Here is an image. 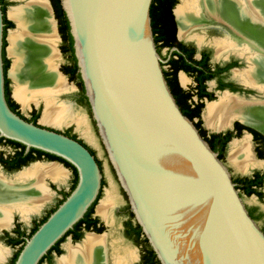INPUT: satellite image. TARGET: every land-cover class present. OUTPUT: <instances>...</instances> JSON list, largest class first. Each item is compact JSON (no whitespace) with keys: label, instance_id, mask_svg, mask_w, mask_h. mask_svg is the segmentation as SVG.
<instances>
[{"label":"water","instance_id":"1","mask_svg":"<svg viewBox=\"0 0 264 264\" xmlns=\"http://www.w3.org/2000/svg\"><path fill=\"white\" fill-rule=\"evenodd\" d=\"M152 2L61 0L109 160L161 264H264V232L249 215L229 168L169 88L154 39ZM4 34L0 0V137L24 145L26 152L36 149L61 158L78 175L75 189L25 239L14 263L39 264L96 201L94 212L105 201V172L79 140L11 109L3 59L5 40L12 97L10 28ZM71 238L64 239L61 249Z\"/></svg>","mask_w":264,"mask_h":264},{"label":"bare ground","instance_id":"2","mask_svg":"<svg viewBox=\"0 0 264 264\" xmlns=\"http://www.w3.org/2000/svg\"><path fill=\"white\" fill-rule=\"evenodd\" d=\"M19 1L24 4L10 12V17L17 24V29L10 33L11 56L14 59L11 69L15 83L14 97L24 107L44 99L46 109L43 121L57 126L76 122L79 130L89 134L85 117L74 115L70 105L57 103L59 95L67 91L68 87L56 67L60 38L50 1ZM182 2L177 9L181 28L190 22L208 21L225 26L229 35L224 46L243 48L255 54L252 59L254 67L250 75H247L258 86L264 87V0ZM209 110L212 115L219 108ZM221 110L216 111L218 115ZM237 110L247 116L246 120L257 122L264 129L263 106H246ZM65 177L66 172L55 164L33 165L9 178L0 175V228L11 224L15 212L27 220L31 214L40 210L50 197V191L44 183L46 178L58 182ZM117 199L115 190L108 191L105 201L98 208V213L108 225L114 221L112 212ZM106 242L105 236L88 234L80 244L66 245V254L58 259V264H107ZM115 252L134 255L125 246ZM7 254L8 250L0 246V261H4ZM127 260L129 259L121 258L115 264H127Z\"/></svg>","mask_w":264,"mask_h":264},{"label":"flooded vegetation","instance_id":"3","mask_svg":"<svg viewBox=\"0 0 264 264\" xmlns=\"http://www.w3.org/2000/svg\"><path fill=\"white\" fill-rule=\"evenodd\" d=\"M165 1L171 7L174 28L170 27V24L167 25L168 23L165 24V22L158 25L157 28L160 30V34L157 35V42L155 40V43L169 88L181 111L194 123L203 139L218 154L219 159L226 165L228 150L232 146V162L244 173H250V175L235 176L230 171L242 200L254 196L258 201H261L263 200L264 190V169L261 171L256 168L261 167L264 163V129L257 122L250 119L249 121L246 120L247 116L245 117L237 110V108L246 106L264 107V87L258 86L257 82L249 78L254 67L252 59L255 54L243 48L224 46L229 34L227 28L221 24L211 21L205 23L190 22L181 28L177 17V9L182 5V0ZM179 1H181V4L178 6ZM217 27H222L226 34ZM195 31L206 32L207 38L192 37ZM213 35H221L223 38L213 37ZM243 63L248 64V70H242ZM217 105L221 107H217ZM210 108L222 110L219 115L217 114L219 110H214L211 115ZM214 112L216 115H214ZM20 115L26 117L21 112ZM49 128L83 143L97 159L102 172L100 159L87 143L72 131ZM244 135L247 141L242 143L240 141ZM20 150V146L0 137V175L5 176L6 172L15 173L23 168L16 169L17 166L22 164ZM27 153L25 150V154ZM251 190H255V193L249 195ZM244 204L249 215L264 232V228L260 225V220L264 219V211L258 205L249 206L245 201ZM16 213L19 214L15 212L14 215ZM131 213L133 212L130 207L125 210L126 219L123 222L122 234L125 240L136 246L138 252L134 253L132 249H129L134 253V255L129 256L115 252L111 263L107 246V264H115L116 260L121 258L129 259L127 264H133V261H136L135 264H150L149 241L146 242L147 238L144 233L140 235L138 232V223ZM14 215L12 220H14ZM19 216L21 215L19 214ZM94 217L97 218L93 214ZM97 219L99 220L97 228H102L100 219ZM17 225L15 224L11 231L3 232L2 237L5 242L6 236L16 238L15 229ZM83 226L81 231L84 234ZM97 236H103L102 232H97ZM53 253L55 252L51 253L52 259L51 262L47 261L48 264H53ZM4 262L5 259L0 261V264Z\"/></svg>","mask_w":264,"mask_h":264},{"label":"rangeland","instance_id":"4","mask_svg":"<svg viewBox=\"0 0 264 264\" xmlns=\"http://www.w3.org/2000/svg\"><path fill=\"white\" fill-rule=\"evenodd\" d=\"M7 2V9H6V13H7V17L8 20L11 21L13 23V27L10 28V33L13 32L14 30L17 29V25L16 23L13 21V19L10 17V12L15 9L16 7L24 4L23 1H19V0H5ZM50 1V0H49ZM51 4V1H50ZM181 4V1H179L178 6ZM51 8H52V12L54 15V19L56 21L57 24V33L59 35V43L57 45L58 48V52H59V59L56 62V67L57 69H59L60 71H62L63 67L70 64V54L66 53L64 50L66 49L67 46V41L63 38V36L60 33L59 30V23L58 20L55 17V12L53 9V6L51 4ZM192 37H200L201 39H205L207 38V34L206 32H200V31H195L193 33ZM213 37H219V38H223L221 35H213ZM13 57L11 56V69L13 66ZM248 64L247 63H243L242 64V70L246 71L248 70ZM66 81V80H65ZM67 83V87L68 90L61 93L59 95V97L57 98V103L58 104H67L70 105L72 107V104H74L73 108V113L74 115L79 114L82 117H85L86 122L89 126V134H86L85 132L81 131L78 129V125L76 124V122H72L69 124H65V125H53L51 123H47L45 121H43L44 119V115H45V105L46 102L44 99L42 100H38L37 103H30V105L28 107H24L22 106L20 103L16 102L14 99V91H15V83L12 79V99L18 104L19 106V110L20 112L25 115L26 117L30 118L32 115L33 111H36L39 114V119H38V123L47 127H52L55 129H61V130H69L72 131V133H74L77 137H79L80 139H82L85 143H87L96 153V155L98 156V158L100 159L101 163H102V170L105 172V199L107 197V193L108 191L111 190H115L117 193V196L119 199H117V203L113 208V218L114 221L111 225H108L105 222V219H103V217L98 213V209L94 212V215L100 219L101 224H102V235L103 237L105 236V238H107V242L106 245L108 246V254L110 257V261L112 263V258H113V254L115 253V251H117L118 249H120L121 247H127L128 249H132L134 251V253H137L138 250L136 248V246L134 244H132L131 242L127 241L124 239L123 237V222L126 219V214H125V210L127 208L130 207L129 204V199L127 194L125 193V191L123 190V188L121 187L117 175L115 173V170L109 160L108 154L105 150V147L103 145L102 139L99 135L98 132V128H97V124L96 121L93 118V114L90 108V105L88 104H84V103H79L77 101L78 95H79V88H78V84L77 81H71L69 80ZM257 97V96H256ZM37 104V105H35ZM206 125V124H205ZM243 141H247L246 140V136L244 135L243 138L241 139L240 142L243 143ZM232 146H230L229 150H228V155L226 157V165L227 167L230 169V171L232 172V174H234L235 176H241V175H250V173H244L242 170H240V168L238 166H236L233 162H232V158H231V153H232ZM51 165V164H55L57 166H59L60 168H62L65 172H66V177L63 179V181H52L51 179H47L45 180V184L47 186V188L50 191V197L49 200H47L40 208V210L38 212H34L33 214L30 215V217L25 221L21 216H19V214H15L14 215V220H12V224L11 227L9 229H5L3 228L2 231L0 232V246L4 247V249L8 250V254L7 256L4 258L5 262L3 264H11V261L13 260V255L16 254V252L18 251L19 247H12L9 246L5 240L3 239L2 235L3 232L5 231H11L12 228L15 227V224H19L22 228V230H24L27 234L32 230V228L34 227L35 223L42 220L53 208H55L58 203L60 202V200L63 197V193H68L71 191V187L72 184L74 182V178H75V173L71 168L66 167L63 163L58 162V161H47L46 159H42V160H38L35 161V163L28 165L26 168L20 170L19 172H15V173H5V176L7 178L20 173L21 171H24L25 169L30 168L33 165ZM263 165L259 168H256L257 170H263L264 169V163H262ZM244 201L247 205L252 206V205H258L263 211H264V190H263V200L258 201L254 196L252 197H246L244 198ZM260 225L264 228V219L260 220ZM88 234H86V232H84L82 238L78 241H74L72 238L64 245V247L61 249L62 250V254L61 255H55V257L53 258V264H58V259L61 258L62 256H64L66 254V249L65 246L68 245L69 243L72 244L73 246L80 244L85 237ZM97 235V234H96ZM120 244V245H119ZM136 261H133V264H135Z\"/></svg>","mask_w":264,"mask_h":264},{"label":"trees","instance_id":"5","mask_svg":"<svg viewBox=\"0 0 264 264\" xmlns=\"http://www.w3.org/2000/svg\"><path fill=\"white\" fill-rule=\"evenodd\" d=\"M51 4L53 6L54 12H55V17L58 20L59 23V30L61 35L63 36V38L67 41V46L66 49L64 50L66 53L70 54V64L68 66H64L62 69V72L65 75H68L69 80L77 81L78 84V88H79V95L77 98V101L79 103H84V104H88V98L85 94V87L83 84V81L80 77L79 74V69H78V65H77V59L75 57V53H74V41L73 38L71 36L70 33V24H69V20L66 16V13L62 7L61 4V0H50ZM2 2V9L4 12V22H5V34L4 36L6 37V31L9 28L13 27V23L11 21H9L7 19L6 16V9H7V2L5 0H1ZM170 8L167 4V2L165 0H153L152 2V6H151V23H152V28H153V32H154V36H155V40L157 42V35L160 34V30H158V25H160L161 23H164L169 25L170 27L174 28V21H173V16L172 13L170 11ZM4 37V38H5ZM5 48H6V42L4 40V50H3V59H4V71H5V76H6V80H5V91H6V99L7 102L9 104V106L11 107V109L16 112L17 114L20 115V111H19V106L18 104L12 99L11 97V90H10V80L7 77V71L9 68V60L6 57L5 54ZM27 121H30L34 124L38 123V119H39V114L36 111L32 112V115L30 118H26L24 117ZM6 141L13 143L15 145L20 146L21 150H20V159H21V166H17V170L21 169L22 167L28 166L29 164L38 161V160H42V159H46L47 161H58L63 163L66 167L71 168L74 173H75V178H74V182L72 184L71 187V191L68 193H63V197L60 200V202L58 203V205L53 208L42 220L38 221L35 223L34 227L32 228V230L27 234L24 230H22L20 225H17L16 229H15V233H16V238H9L8 236L6 239V243L9 246L12 247H19L18 251L16 252V254L14 255V258L12 260V264L15 263V261L17 260L24 244H25V239L26 238H30L37 230L38 228L49 218V216L59 207V205L61 203L64 202V200L70 195V193L75 189V187L77 186L78 183V175H77V171L76 169L69 164L68 162L64 161L61 158H58L54 155L42 152L40 150H36V149H31L27 154H25V150L26 147L20 143L11 141V140H7ZM103 185V183H102ZM255 193V190H251L249 195H252ZM97 201L89 208L88 212L85 214L84 218L81 219L72 230L68 231L65 235L64 238H62L60 241H58L56 243V245L54 247H52V249L48 252V254L46 256H44V258L40 261L39 264H43L44 261H50L51 262V253L55 252L57 255H61L62 254V250H61V243L64 241V239L71 235L73 237L74 241H78L82 238L83 236V231H81V228L83 226V229L85 232H98L101 233L102 232V228L98 227L97 228V222H99V220L97 218H93V214H94V207L96 205ZM132 214V217H134V214ZM87 223V224H86ZM137 229L138 232L140 233V235H143V231L142 228L140 227V225H137ZM8 235V234H7ZM147 240V239H146ZM145 240V241H146ZM148 242V240L146 241ZM149 248H150V252H149V263L150 264H160V261L158 260L154 250L152 249L151 245L148 243Z\"/></svg>","mask_w":264,"mask_h":264}]
</instances>
